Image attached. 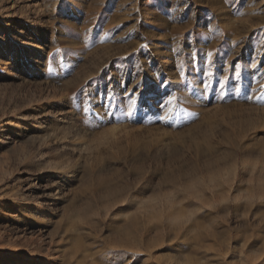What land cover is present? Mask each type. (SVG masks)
<instances>
[{
  "label": "rangeland",
  "instance_id": "1",
  "mask_svg": "<svg viewBox=\"0 0 264 264\" xmlns=\"http://www.w3.org/2000/svg\"><path fill=\"white\" fill-rule=\"evenodd\" d=\"M0 264H264V0H0Z\"/></svg>",
  "mask_w": 264,
  "mask_h": 264
},
{
  "label": "bare ground",
  "instance_id": "2",
  "mask_svg": "<svg viewBox=\"0 0 264 264\" xmlns=\"http://www.w3.org/2000/svg\"><path fill=\"white\" fill-rule=\"evenodd\" d=\"M26 231V230H25ZM14 260L15 259H19V260H22V259H24L25 257L22 255V254H19V253H16V254H14ZM31 257H33V256H31ZM27 259V258H26ZM31 259H35V258H31ZM42 259V256L41 255H39L38 257H37V259L36 260H41Z\"/></svg>",
  "mask_w": 264,
  "mask_h": 264
}]
</instances>
